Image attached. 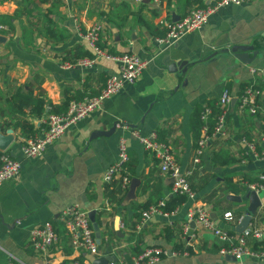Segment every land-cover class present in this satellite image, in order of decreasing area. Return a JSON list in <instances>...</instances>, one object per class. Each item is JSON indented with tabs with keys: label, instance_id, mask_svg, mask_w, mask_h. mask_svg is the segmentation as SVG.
Here are the masks:
<instances>
[{
	"label": "crops",
	"instance_id": "crops-1",
	"mask_svg": "<svg viewBox=\"0 0 264 264\" xmlns=\"http://www.w3.org/2000/svg\"><path fill=\"white\" fill-rule=\"evenodd\" d=\"M215 1H0V24L5 27L0 29L1 103L19 88L24 92L33 89L34 94L42 90L46 103L54 106H60L66 97L99 92L106 77L118 72L117 62L99 58L88 70L62 66L72 61L77 47L87 48L81 34L94 25H101L103 43L113 53H135L149 62L138 82L126 84L98 110L70 127L41 157L25 158L22 144L28 138L20 129L13 130V141L0 150L21 160L22 169L0 186V264L10 260L46 264L30 239L32 228L45 220L57 222L60 235L48 264L72 263L74 258L91 264V256L73 251L59 220L61 212L73 203L88 212L95 210L96 219L100 215L101 256L109 253L129 258L139 249L160 246L167 255L157 264H264V256L233 260L222 255L219 240L188 218L194 200H186L168 215L156 214L146 221L142 217L143 207L150 201L173 195L172 178L160 172L158 158L134 131L142 135L157 132L158 139L169 145L182 170L191 172L188 178L195 187L196 202L203 204L223 229L238 235L250 226L264 228V190L258 191L261 205L255 213L250 211L248 195L250 185L264 174V77L258 71L264 67V0L222 7L202 28L171 46L160 47L154 42V37L164 36L170 23L184 18L197 4ZM231 44L253 46L260 52L245 64L231 52ZM253 53L249 51L250 56ZM182 61L185 66L170 70L173 63ZM251 68L257 72L252 73ZM252 84L258 91V112H242L240 97ZM225 90L233 96L226 107L228 137H212L201 162L195 164L193 157L203 130L192 125L194 111L209 100L219 102ZM46 112L49 114V107ZM48 114L30 118L36 135L47 128ZM124 124L129 129L123 128ZM98 130L113 131L109 136L91 138ZM121 137L126 139L135 172L118 204L105 196L103 178L117 160ZM220 152L224 155L216 161ZM227 160L232 162L221 163ZM133 179L138 180L134 187ZM228 180L238 185L233 191H225ZM238 188L244 189L237 192ZM228 195L240 196L242 201L230 200ZM227 212L233 213L232 220L225 217ZM111 231L117 238L109 250L102 242L109 239L106 232ZM259 241L264 243V238ZM249 242L255 248L257 240L250 237ZM176 244L191 246L193 254H180Z\"/></svg>",
	"mask_w": 264,
	"mask_h": 264
},
{
	"label": "built area",
	"instance_id": "built-area-1",
	"mask_svg": "<svg viewBox=\"0 0 264 264\" xmlns=\"http://www.w3.org/2000/svg\"><path fill=\"white\" fill-rule=\"evenodd\" d=\"M137 3H144L145 1L158 0H135ZM253 0H216L204 7H196L184 18L170 23L167 32L164 36L154 37V42L158 46H171L185 35L197 31L204 26L220 8L228 5H242ZM5 28L0 24V29ZM101 25H94L86 32L82 33V38L85 45L90 51L94 53L93 57L85 56L77 59L75 62L66 61L62 64L65 69L80 68L82 70L91 69L97 62V59L104 58L113 60L118 63V72L110 74L107 77L104 87L100 92L92 97H86L83 100H74L70 103L68 110L65 113H49L45 122L47 128L41 135L30 137L22 144V152L25 158L41 157L46 151L47 147L58 141L66 131L78 124L80 121L88 117L92 112L98 110L103 102L115 95H117L126 84H135L140 80L144 70L147 68L149 62L141 56L125 52L120 54L111 53L108 49L101 48L98 45L100 39ZM252 73H256L255 68H251ZM264 77V67L258 70ZM232 95L225 90L219 99V104L222 108V113L218 117V122L213 132H209L208 121L212 114V109L207 107L202 119L205 122L202 128L203 134L198 142V147L195 150L193 161L199 164L205 154V149L209 141L214 136L228 137L227 130V111L226 107L230 104ZM258 91L252 84L249 85L244 94L240 97V110L242 112L249 111L252 113L258 112L257 103ZM123 128L129 129V126L124 124ZM145 146V148L155 154L158 158L159 170L162 174L172 178V194L184 195L187 200H194L188 209V218L194 221L197 226L205 231L212 233L222 244L220 253L222 255H232L238 259L248 257H262L264 256V245L260 249L253 248L249 242V238L253 237L255 240H262L264 238V228L248 227L242 234L234 235L229 231L223 229L217 221L212 217L210 212L203 204L196 202V192L192 188L189 181V174L191 172L183 171L180 164L176 160L169 145L158 139L157 132L150 135H142L138 131H134ZM245 142V141H244ZM252 150L255 151V146L249 144ZM130 156L126 139L121 137L118 146L117 160L110 165L105 174L104 182L110 183L114 178L122 177L124 166L128 162ZM0 186L11 179L16 178L22 169V161L13 157L8 152H3L0 156ZM261 182L250 185L252 190L257 193L264 190V174L260 176ZM131 182L128 175L122 177V183L125 188ZM164 201L159 204L149 206L142 212L143 221L156 214H166L162 210ZM227 219L232 220L234 215L232 212L225 214ZM59 220L62 222L65 233L67 234L70 246L73 251L80 254L85 253L93 259L102 257L100 245L95 236V231L92 222L89 218V212L80 207L79 204L73 203L68 205L60 214ZM186 232L189 230V225H186ZM30 239L35 249L37 256L42 262L48 264L51 258V250L53 246L59 242L60 235L53 223L50 220L34 226L31 230ZM166 250L160 246H148L140 250V252L131 255L129 258L121 255L112 264H157ZM9 264H17L10 260ZM71 264H82L78 258H74Z\"/></svg>",
	"mask_w": 264,
	"mask_h": 264
},
{
	"label": "trees",
	"instance_id": "trees-1",
	"mask_svg": "<svg viewBox=\"0 0 264 264\" xmlns=\"http://www.w3.org/2000/svg\"><path fill=\"white\" fill-rule=\"evenodd\" d=\"M1 1V0H0ZM188 1V0H187ZM192 3V1H190ZM198 5V6H197ZM197 7H203L204 4H197ZM195 6V5H194ZM193 7V8H196ZM192 8V9H193ZM191 9V10H192ZM191 12V11H190ZM189 12V13H190ZM187 16V15H186ZM185 16V17H186ZM167 32V31H166ZM98 45L101 48L108 49L111 53H113L110 48H107L102 40V34H100V39L98 41ZM117 54V53H114ZM89 56L93 57L94 53L90 51V49L86 48L85 50L80 47H77V52L75 53L73 59L71 58L70 62H75L77 59ZM107 80V77L105 79V82ZM105 85V84H104ZM104 87V86H103ZM102 87V88H103ZM101 88V89H102ZM100 92V91H99ZM92 92L88 96L85 95V93H81L79 96L74 97H66L65 101L60 106H54L51 104H47L44 97H43V91L40 90L39 94H34L33 89H29L27 92L22 91L20 88L16 90L11 96L9 94L6 96L4 102H0V130L2 132H7L8 129L12 130H18L20 129L22 134L27 137H34L36 135V128L34 127L33 122L30 120V118L36 116L42 118L44 115L48 114L46 112L47 107H49V113H65L68 110V107L70 103L74 100H83L86 97H92L99 93ZM244 94V92H243ZM242 94V95H243ZM5 104V105H4ZM209 107L212 109V115L209 118V132H213L215 129V126L218 122V117L222 113V108L218 102V100H209L206 105H198L196 110L194 111V114L192 116V125L195 129L201 130V128L204 127L205 122L202 120V114L204 110ZM160 135L162 138H164V133L161 131ZM3 151L0 150V156L2 155ZM224 155L222 152L216 153V161L220 160L221 156ZM130 160V158H129ZM124 166V171L122 173V177L125 175H128L130 178L133 175V172H135V168H133L132 161H129ZM232 161L227 160L221 163H227L230 164ZM1 165V162H0ZM122 177L114 178L112 182L107 183L105 185V196L107 197L110 202H117L120 204L123 201V198L126 194L127 188L123 186L122 183ZM254 179H249L248 182H255ZM261 182V180L259 181ZM257 183V182H256ZM191 184V182H190ZM192 186V184H191ZM238 186L237 184H234L232 181L228 180L227 186L225 187V191L229 192L233 187ZM240 187V186H239ZM194 189L195 187L192 186ZM244 189V188H243ZM241 188H238V191L243 190ZM195 190V189H194ZM233 191V189H232ZM187 200V197L184 195H172L171 197H162L159 196L158 200H152L148 204H146L143 208V211L146 210L149 206L154 204H159V202L164 201V205L161 207L163 211L165 212H173L177 207L181 206L183 203H185ZM138 219L140 220V214L137 213ZM97 222L100 226H102V220L100 215L97 217ZM52 222V221H51ZM55 228L58 231L57 222H52ZM170 232L169 229L166 230V235H168ZM108 234L109 239L107 241L103 240V244L106 245V247L110 250L113 248L112 243L115 238H117V234L115 232H106ZM106 243V244H105ZM264 244L262 241L257 240L255 243V248H258V245ZM141 249L137 251L140 252ZM175 250L179 251L180 254L187 253V254H193V249L191 246H185L176 244ZM167 255V251L165 254ZM83 264V262H81ZM61 264H71L70 261H64Z\"/></svg>",
	"mask_w": 264,
	"mask_h": 264
},
{
	"label": "water",
	"instance_id": "water-1",
	"mask_svg": "<svg viewBox=\"0 0 264 264\" xmlns=\"http://www.w3.org/2000/svg\"><path fill=\"white\" fill-rule=\"evenodd\" d=\"M262 36L264 37V33L262 34ZM218 45L219 44H216V46H218ZM252 47L253 46L244 45V44H233V45L231 44V52L234 53L235 57L238 58L241 62L247 64V63H251L253 61V59L256 57V55L260 52L258 49H252ZM249 51H254L253 56L249 55ZM219 53H222V50H220ZM185 65H186L185 61H182L179 64L173 63L170 66V70L176 69L177 67L181 68ZM112 131L113 130H111V131L98 130V131H95L92 133L91 138L99 137V136H109L112 133ZM12 134H13L12 129H8L7 132H4V133L0 130V148L6 149L10 145V143L13 141ZM137 183H138V180L133 179L132 184H131L132 187L136 186ZM248 195L250 196V199H251V204L249 207L250 211L255 213V211L261 205L260 196L258 195V193L255 190L250 191ZM228 198L230 200H233V201H238V202L242 201V197L236 196V195H228ZM89 218L92 222V226H93V229L95 231V236L98 240V243H100L102 232H101L100 226L96 220V211L95 210H92L89 212ZM117 220H119V219H117ZM245 221L247 222V218L245 219ZM228 257H231V259H233V260L236 258L235 256H232V255H228ZM116 260H117L116 255L106 253L105 256L95 258L91 264H112Z\"/></svg>",
	"mask_w": 264,
	"mask_h": 264
}]
</instances>
